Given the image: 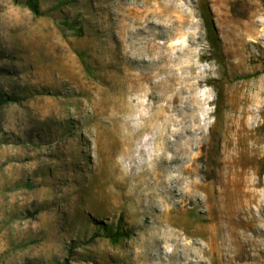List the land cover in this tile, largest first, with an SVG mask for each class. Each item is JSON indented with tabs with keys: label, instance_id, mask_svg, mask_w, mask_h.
I'll use <instances>...</instances> for the list:
<instances>
[{
	"label": "rangeland",
	"instance_id": "rangeland-1",
	"mask_svg": "<svg viewBox=\"0 0 264 264\" xmlns=\"http://www.w3.org/2000/svg\"><path fill=\"white\" fill-rule=\"evenodd\" d=\"M40 8L0 0V264H264V0Z\"/></svg>",
	"mask_w": 264,
	"mask_h": 264
},
{
	"label": "trees",
	"instance_id": "trees-1",
	"mask_svg": "<svg viewBox=\"0 0 264 264\" xmlns=\"http://www.w3.org/2000/svg\"><path fill=\"white\" fill-rule=\"evenodd\" d=\"M13 1L17 4H21L25 7H27L35 15L45 14L44 11H42L40 8V0H13ZM66 26L69 27L71 30H74L75 32H82V29L80 26L74 27V26H70L69 24H67ZM208 28H210L209 25H208ZM208 39L210 40V44L214 45V41L211 38V36L208 37ZM78 54L83 61V57H82L81 53L78 52ZM83 63L85 64V61H83ZM8 74H9V71L7 69L0 67V76L1 77H5ZM218 90L219 89H217L216 92L219 93ZM18 91H22V90L19 88L11 89L10 87H7V89H4V87L2 85H0V107L7 104V103L16 102V101L20 100ZM77 215L83 219L85 216L88 221L96 224V229H95L96 231L93 232V234H92L93 236L101 234L98 232H100V230H102L103 236H105L111 244L116 245V244L120 243L122 240L129 237V233H128L129 231L122 227V216L121 215L118 216L115 225H112L110 223H106L102 219H98L97 218V217H99L98 212L93 211V210H88V213L85 211H79L77 213ZM67 249L71 253L73 250V245L71 244ZM55 264H63V263H55Z\"/></svg>",
	"mask_w": 264,
	"mask_h": 264
}]
</instances>
